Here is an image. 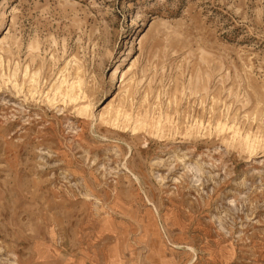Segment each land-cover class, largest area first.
Here are the masks:
<instances>
[{
    "label": "rangeland",
    "instance_id": "rangeland-1",
    "mask_svg": "<svg viewBox=\"0 0 264 264\" xmlns=\"http://www.w3.org/2000/svg\"><path fill=\"white\" fill-rule=\"evenodd\" d=\"M0 264H264V0H0Z\"/></svg>",
    "mask_w": 264,
    "mask_h": 264
},
{
    "label": "bare ground",
    "instance_id": "bare-ground-1",
    "mask_svg": "<svg viewBox=\"0 0 264 264\" xmlns=\"http://www.w3.org/2000/svg\"><path fill=\"white\" fill-rule=\"evenodd\" d=\"M117 72H118V70H117Z\"/></svg>",
    "mask_w": 264,
    "mask_h": 264
}]
</instances>
